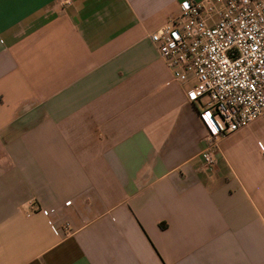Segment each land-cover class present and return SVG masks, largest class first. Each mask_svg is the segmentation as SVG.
<instances>
[{"label": "crops", "instance_id": "crops-1", "mask_svg": "<svg viewBox=\"0 0 264 264\" xmlns=\"http://www.w3.org/2000/svg\"><path fill=\"white\" fill-rule=\"evenodd\" d=\"M69 1L0 0V264H264V121L204 169L150 40L188 0Z\"/></svg>", "mask_w": 264, "mask_h": 264}, {"label": "built area", "instance_id": "built-area-1", "mask_svg": "<svg viewBox=\"0 0 264 264\" xmlns=\"http://www.w3.org/2000/svg\"><path fill=\"white\" fill-rule=\"evenodd\" d=\"M150 40L172 78L191 84L192 101L209 98L200 156L211 168L220 138L264 121V0H188Z\"/></svg>", "mask_w": 264, "mask_h": 264}, {"label": "rangeland", "instance_id": "rangeland-1", "mask_svg": "<svg viewBox=\"0 0 264 264\" xmlns=\"http://www.w3.org/2000/svg\"><path fill=\"white\" fill-rule=\"evenodd\" d=\"M208 101H209V98L207 96H204L201 99H199L198 104L201 110H203V105H205Z\"/></svg>", "mask_w": 264, "mask_h": 264}]
</instances>
